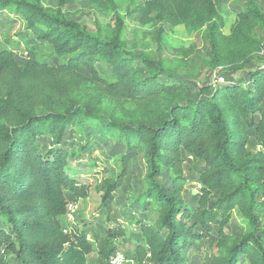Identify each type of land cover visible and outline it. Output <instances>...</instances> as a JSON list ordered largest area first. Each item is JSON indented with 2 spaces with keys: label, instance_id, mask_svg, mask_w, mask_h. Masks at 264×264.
Segmentation results:
<instances>
[{
  "label": "trees",
  "instance_id": "1",
  "mask_svg": "<svg viewBox=\"0 0 264 264\" xmlns=\"http://www.w3.org/2000/svg\"><path fill=\"white\" fill-rule=\"evenodd\" d=\"M55 1V8H45L40 0H4L0 6L19 15L28 31L52 47L56 60L66 59L52 65L29 49L18 64L12 50L0 49V121L10 123L0 125V223L5 226L0 227V264H10L7 256L17 264H89L95 243L84 228L63 222L68 203L89 192L73 174L75 156L60 146L74 121L81 128L94 127L102 138L134 146L142 157L141 200L166 234L140 225L143 242L131 252L135 264H187L182 252L189 241L206 239L213 230L215 252L208 264H264V71L250 67L254 56L264 53V39L253 36L264 28V12L254 0H243L247 9L224 34L219 0H144L136 10L139 22L160 26L153 58L126 51L121 16L111 34L102 37L99 29L93 34L65 17L62 9L76 0ZM89 3L117 11L115 0ZM163 23L189 32L203 29L210 52L206 65L231 77L246 71V77L196 91L181 82L159 81L167 72ZM101 61L111 67L107 76L95 67ZM85 84L109 101L153 108L141 121L113 119L82 98ZM43 107L49 108L46 113L36 112ZM41 137L50 140L45 151L37 143ZM183 154L204 164L192 223L183 199ZM163 172L170 173L169 186L160 182ZM96 189L101 207H107L116 179L105 177ZM233 211L245 222L241 236L226 231ZM106 235L125 241L121 229ZM116 252L109 250L106 258Z\"/></svg>",
  "mask_w": 264,
  "mask_h": 264
},
{
  "label": "rangeland",
  "instance_id": "2",
  "mask_svg": "<svg viewBox=\"0 0 264 264\" xmlns=\"http://www.w3.org/2000/svg\"><path fill=\"white\" fill-rule=\"evenodd\" d=\"M45 8H55V0H40ZM144 0H115L117 11L111 8L99 9L89 3V0H76L67 4L62 10L68 20H73L85 27L89 32L95 34L99 29L102 37L111 34L116 23V16L123 18L122 39L127 52L134 55L148 54L153 58L157 56L158 30L159 24L150 22L141 24L139 22L137 7ZM257 6L264 12V0H254ZM4 0H0V6ZM247 5L243 0H219L217 11L223 18V33L228 34L229 28L235 21L238 13L244 12ZM162 58L167 72L159 78V81L181 82L196 91L202 86H213L217 82L220 84L234 78H245L246 71H240L237 75L226 76L221 69H212L206 65L210 58V52L202 41L203 29L189 32L183 26L171 27L166 23L162 24ZM254 37L264 39V28L258 27L253 31ZM0 49L12 50L18 64L23 62L26 52L33 49L40 61L49 64L63 63L66 59L56 60L52 47L37 38L35 33L25 28V23L19 15L9 8L0 7ZM134 66L141 72L143 77L147 76L146 71L139 62ZM95 67L98 72L107 76L111 67L105 62H96ZM251 69L259 67L264 71V53L259 52L251 62ZM80 73L88 76L84 68H80ZM223 80V81H222ZM82 98L90 102L93 111L104 113L113 119H127L133 122L141 121L150 114L153 108L150 104L144 106H134L125 102L117 103L100 97L89 84H85L80 91ZM48 107L37 110V113H46ZM9 126L7 121H0V125ZM41 150L49 148L50 140L41 137L37 141ZM60 146L69 154L75 156L76 166L73 174L78 180L88 186V196L77 202L76 210L71 217L66 214L63 217L64 224L74 223L79 228L85 229L88 238L95 243V251L88 256L89 264H107L106 253L109 250L119 251L126 256V264H135L133 248L142 244L140 225L149 226L161 234L166 231L155 225L154 212L141 200L144 191L143 180L146 175V167L137 149L126 146L111 137L102 138L94 130V127L87 126L81 128L75 121L69 125L63 134ZM123 161V170L120 174V160ZM183 173L187 184L183 189V199L187 207L192 211L190 222L194 221V211L198 197V175L204 169V164L199 160L182 155ZM90 166V168H88ZM107 170V171H106ZM119 176V177H118ZM105 177L116 179V191L114 199L101 207V193L96 186ZM161 184L169 186L170 173L163 172L160 180ZM68 197H70L68 195ZM71 198V197H70ZM214 199V196L212 197ZM230 223L226 231L228 234L241 236L244 232L245 222L242 221L237 212L230 214ZM4 228V224L0 223ZM264 229V213H262V225ZM121 229L125 241L121 239L109 240L106 231ZM216 230H213L210 237L202 240L189 241L187 248L182 252L187 264H208L215 252ZM6 260L10 264L13 262L11 256Z\"/></svg>",
  "mask_w": 264,
  "mask_h": 264
},
{
  "label": "built area",
  "instance_id": "3",
  "mask_svg": "<svg viewBox=\"0 0 264 264\" xmlns=\"http://www.w3.org/2000/svg\"><path fill=\"white\" fill-rule=\"evenodd\" d=\"M223 81V80H222ZM76 210V205L73 203L69 202L67 206V215L68 217H71L72 219V214ZM107 264H126L128 262L127 258L119 251H117L115 254H112L109 258H107Z\"/></svg>",
  "mask_w": 264,
  "mask_h": 264
}]
</instances>
